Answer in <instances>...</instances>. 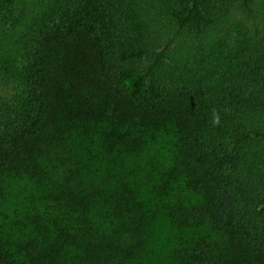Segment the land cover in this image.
I'll return each mask as SVG.
<instances>
[{"label":"trees","instance_id":"1","mask_svg":"<svg viewBox=\"0 0 264 264\" xmlns=\"http://www.w3.org/2000/svg\"><path fill=\"white\" fill-rule=\"evenodd\" d=\"M163 217L221 235L167 264H264V0H0V264H147Z\"/></svg>","mask_w":264,"mask_h":264},{"label":"rangeland","instance_id":"2","mask_svg":"<svg viewBox=\"0 0 264 264\" xmlns=\"http://www.w3.org/2000/svg\"><path fill=\"white\" fill-rule=\"evenodd\" d=\"M58 164L57 171L62 177L66 168L63 164ZM8 197L5 205L1 208L3 213L8 215V218L3 217L4 224L9 227L13 217L17 214L18 205L27 206L32 201H37L41 195L46 193V188L38 187L27 179L12 178L8 181ZM8 225V226H7ZM158 235L155 240L149 244L146 251L141 257V260L147 264H167L168 255L171 249L177 243L186 242L198 237H207L209 239L220 240L221 235L212 230L210 227H203L190 231H178L174 229L167 217L161 218L157 222Z\"/></svg>","mask_w":264,"mask_h":264}]
</instances>
